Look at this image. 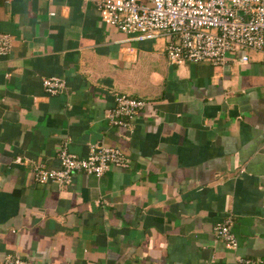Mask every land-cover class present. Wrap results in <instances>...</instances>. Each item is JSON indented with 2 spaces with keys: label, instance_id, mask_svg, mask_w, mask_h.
Listing matches in <instances>:
<instances>
[{
  "label": "crops",
  "instance_id": "1",
  "mask_svg": "<svg viewBox=\"0 0 264 264\" xmlns=\"http://www.w3.org/2000/svg\"><path fill=\"white\" fill-rule=\"evenodd\" d=\"M5 1L0 264H264V54L169 66L163 40L103 25L91 3ZM53 77L65 87L47 96L41 79ZM114 94L146 103L129 130L109 125ZM94 145L127 167L33 183L34 166ZM227 217L233 251L212 236Z\"/></svg>",
  "mask_w": 264,
  "mask_h": 264
},
{
  "label": "built area",
  "instance_id": "2",
  "mask_svg": "<svg viewBox=\"0 0 264 264\" xmlns=\"http://www.w3.org/2000/svg\"><path fill=\"white\" fill-rule=\"evenodd\" d=\"M80 1L94 5L103 25L135 41L163 40V54L169 66L206 63L221 68L229 54L244 51L264 54V0ZM9 51V36L0 33V56H6ZM241 60L246 61V57ZM41 87L45 95L54 96L65 84L60 78H43ZM113 100L114 106L107 118L109 125L129 130L146 103L123 94H114ZM13 163L20 164V158L16 157ZM110 166L127 167L124 155L117 148L94 145L82 159L62 150L57 169L34 166L31 179L38 186L50 183L61 188L69 185L75 174L97 179ZM230 223L229 217L215 222L212 236L225 249L233 251L236 242L229 230ZM1 264L27 263L12 257L5 258Z\"/></svg>",
  "mask_w": 264,
  "mask_h": 264
}]
</instances>
